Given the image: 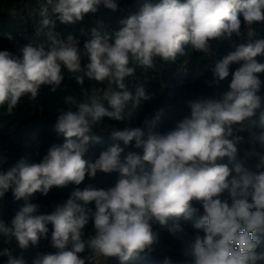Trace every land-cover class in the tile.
Returning a JSON list of instances; mask_svg holds the SVG:
<instances>
[{
    "label": "clouds",
    "instance_id": "clouds-1",
    "mask_svg": "<svg viewBox=\"0 0 264 264\" xmlns=\"http://www.w3.org/2000/svg\"><path fill=\"white\" fill-rule=\"evenodd\" d=\"M46 3L40 9L42 27H54L53 16L68 25L96 13L101 4L113 11L118 7L115 0ZM120 23L123 26L110 33L94 29L82 47L72 35L61 39L49 31L48 46L0 51V108L6 106L9 114L23 97L35 99L42 86L56 91L65 71L81 86L85 78L108 85L94 89L97 94L87 100L65 98L71 107L61 110L55 123L64 142L50 147L40 162L22 159L0 171V199L11 190L16 201H23L10 225L0 219V235L9 242L15 238L27 249L48 238L51 225L55 251L38 253L32 264H101V258L127 264L154 251L159 241L154 225L177 236L184 233L181 221L202 213L193 225L195 236H178L186 260L264 264V251L258 250L264 245V152L252 146L250 154L258 156V163L256 171L250 170L237 159L243 138L235 135L258 127L255 140L264 149V97L259 95L262 82L257 75L264 73V63L259 62L264 58V38H257L254 28L264 24V0H147L137 14ZM213 42L234 49L207 68L217 81L228 78L231 66L238 65L222 96L190 101V115L166 134L151 130L154 120H145L142 127L108 130L113 141L140 149L142 155L122 158L124 149L114 144L94 161L85 159L90 146L100 142L89 135L94 127L105 118L122 122L131 117L130 108L152 99L144 84L133 91L125 83L137 68L154 69L157 58L175 62L189 48L211 57ZM225 157L231 167L220 162ZM98 172H118L119 179L106 190L75 187L50 214H38L39 205L31 202L36 193L47 196L53 187L79 186ZM92 202L94 210L89 207ZM90 219L94 234L85 239ZM86 248L91 257L81 255ZM0 256L7 258L5 264H26L11 248L0 250ZM170 260L165 256L163 264Z\"/></svg>",
    "mask_w": 264,
    "mask_h": 264
},
{
    "label": "trees",
    "instance_id": "trees-1",
    "mask_svg": "<svg viewBox=\"0 0 264 264\" xmlns=\"http://www.w3.org/2000/svg\"><path fill=\"white\" fill-rule=\"evenodd\" d=\"M39 1L0 0V51L17 52L18 48L28 45L26 41L15 34L11 22L16 21L17 18L30 15L32 7ZM115 2L118 5L117 10L113 11L101 4L96 13H89L85 15L83 21L74 24H62L53 16L55 26L42 27L41 25L43 34L38 37V43L33 46L40 44L48 46L50 40L47 33L53 31L58 33L61 39H66L68 35L78 38L82 47L83 43L91 38L94 29L102 34L119 30L123 26L120 23L121 20L137 14L147 0H115ZM150 2L158 3L159 0H150ZM240 18L243 19L242 16ZM254 28L257 38H264V24H257ZM81 29H84L86 35L80 33ZM9 35L12 37L11 40L8 38ZM232 50L234 49L228 43L213 42V55L211 57L193 52L189 48L187 54L178 57L175 62H164L157 58L154 69L137 68L135 75L128 77L125 83L133 91L137 84H144L147 91L152 95V99L142 102L139 108H130L131 117L122 122L105 118L100 125L94 127L89 135L99 137L100 142L90 146L85 154V159L94 161L101 151L107 150L114 144H119L124 149L122 158L129 153L142 155L140 149L125 146L121 141H113L108 130L113 127L121 129L142 127L145 120H154L155 123L151 130L155 133L166 134L173 130L184 117L190 115V101L222 96L228 90V85L232 79L231 72H234L238 65L231 66L229 77L223 81H217L213 73L207 68L211 63L214 64ZM259 62L264 63V58H260ZM257 75L262 82L259 95L264 97V73ZM107 87V82L101 84L87 78L81 86L76 83L71 74L65 71L64 80L56 91H51L50 86H42L35 99L30 96L23 97L11 114L7 112L6 106L0 108V171H8L22 159L28 163L40 162L50 147L61 145L64 142L63 135L58 134L55 130V123L60 111L71 107L65 102L67 96L75 97L77 100H87L91 95L96 94L93 92L94 89ZM254 119H258V113ZM259 132L258 127H250L235 133V135L243 138V141L237 145V159L253 171L257 170L258 156L250 154L252 146L255 145L257 151L264 152V149L260 148L255 140V136L259 135ZM220 162L229 164L227 157ZM229 166L231 167V164ZM145 169L151 171L147 164H145ZM118 179V172H98L95 178L86 176L79 186L70 184L66 188L53 187L47 196L36 193L31 202L39 205L38 214H50L58 204L69 198L75 187L82 190L91 185L94 188L106 190L115 186ZM22 204V200H15L11 190L7 192L0 199V219L10 225ZM196 206L199 207V205ZM89 207L94 210V202ZM201 214H195L187 222L181 221L184 233L177 236L171 235L166 228H162L158 224L154 225L153 230L159 233V241L154 245V251L150 255L141 254L139 257H133L127 264H163L165 256L171 257L170 264H191V261L186 260L183 256V242L178 236H183L184 240L195 236L198 230L193 225L198 222ZM48 227V238H42L36 246L30 244L27 249H21L15 238L9 242L0 235V250L11 248L14 257L23 256L26 264H32L38 253L55 251L51 247V225ZM84 233L85 239L94 234V223L91 219L85 226ZM199 234L203 235L202 232ZM258 250L264 251V245ZM91 254V251L86 248L81 255L87 258ZM6 259V257L0 256V264H5ZM102 264H120V261L116 258H108L104 259Z\"/></svg>",
    "mask_w": 264,
    "mask_h": 264
},
{
    "label": "built area",
    "instance_id": "built-area-1",
    "mask_svg": "<svg viewBox=\"0 0 264 264\" xmlns=\"http://www.w3.org/2000/svg\"><path fill=\"white\" fill-rule=\"evenodd\" d=\"M44 1L45 4H43ZM46 4H47L46 0H40L38 4L32 7V11L30 12L31 13L30 15H28L27 17L17 18L16 21L11 22L12 23L11 26L13 27L15 34L20 39L26 41L28 45L29 44L36 45L39 41L38 37L43 34L41 27L42 17L40 16V9L42 6H46ZM32 17H35V19ZM80 33L82 35H86L84 29H81ZM91 256L92 254L89 255L88 257ZM92 264H95V262L93 261Z\"/></svg>",
    "mask_w": 264,
    "mask_h": 264
},
{
    "label": "rangeland",
    "instance_id": "rangeland-1",
    "mask_svg": "<svg viewBox=\"0 0 264 264\" xmlns=\"http://www.w3.org/2000/svg\"><path fill=\"white\" fill-rule=\"evenodd\" d=\"M32 18H34V19H35V17H32ZM103 260H104V259H103V258H101V264H102ZM92 263H93V262H92Z\"/></svg>",
    "mask_w": 264,
    "mask_h": 264
}]
</instances>
